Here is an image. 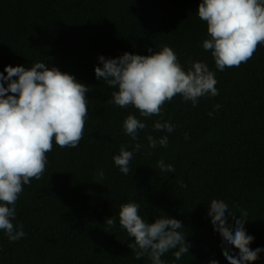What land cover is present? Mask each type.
Wrapping results in <instances>:
<instances>
[{"label": "clouds", "instance_id": "1", "mask_svg": "<svg viewBox=\"0 0 264 264\" xmlns=\"http://www.w3.org/2000/svg\"><path fill=\"white\" fill-rule=\"evenodd\" d=\"M197 14L206 22L209 36L203 40L202 47L211 52L215 68L221 72L247 63L258 46L264 44V0H201ZM148 51L152 53L151 48ZM98 60L102 67H94L95 78L116 89L108 102L121 108L132 106L142 117L162 116V106L177 95L195 107L201 97L219 94L215 73L207 63L191 61L185 70L174 50L166 45L151 55L125 52L117 58L100 55ZM4 72L7 75L0 73V230L9 242H15L26 236L23 225L13 223L23 187L42 177L46 154L52 151L53 142L61 148L78 146L88 118L86 93L90 89L72 75L56 67L49 68L44 62L31 67L5 66ZM219 108V104L214 105L208 115L213 116ZM146 126L132 114L122 124L132 141H137L138 130ZM153 130L171 133L175 125L157 120ZM146 139L149 149L157 145L166 148L169 142L167 135L156 138L149 134ZM142 147L137 142L129 151L122 145L119 154L113 156L114 165L128 175L133 153ZM146 155L150 157L152 153ZM157 167L161 172L175 171L162 158L157 161ZM97 176L103 179V170H97ZM139 208L138 203L129 202L121 204L119 210V225L132 238L127 247L135 259L147 256L151 264H165L162 256L169 251L174 250L176 260L189 253L190 245L181 231L184 229L181 221L163 214L149 223L138 214ZM240 213L237 218L223 200L212 199L209 204L208 216L213 230L222 238V245L238 250L232 253L227 247L222 249L228 264H252L264 252V248L249 247L254 237L244 227L248 212L240 210ZM229 215L233 216L232 226L228 224ZM106 221L112 226L115 217ZM209 264L218 262L211 260Z\"/></svg>", "mask_w": 264, "mask_h": 264}]
</instances>
